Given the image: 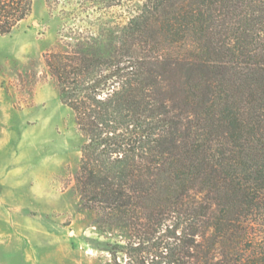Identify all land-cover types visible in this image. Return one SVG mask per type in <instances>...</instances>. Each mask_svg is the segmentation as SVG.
Masks as SVG:
<instances>
[{
    "label": "trees",
    "instance_id": "trees-1",
    "mask_svg": "<svg viewBox=\"0 0 264 264\" xmlns=\"http://www.w3.org/2000/svg\"><path fill=\"white\" fill-rule=\"evenodd\" d=\"M137 1L45 57L80 199L128 230L124 264H264V0ZM31 6L0 0V36Z\"/></svg>",
    "mask_w": 264,
    "mask_h": 264
},
{
    "label": "rangeland",
    "instance_id": "rangeland-1",
    "mask_svg": "<svg viewBox=\"0 0 264 264\" xmlns=\"http://www.w3.org/2000/svg\"><path fill=\"white\" fill-rule=\"evenodd\" d=\"M140 7L32 0L29 15L0 36V264L125 263L128 230L103 223L80 199L83 138L45 57L79 36L115 34Z\"/></svg>",
    "mask_w": 264,
    "mask_h": 264
}]
</instances>
